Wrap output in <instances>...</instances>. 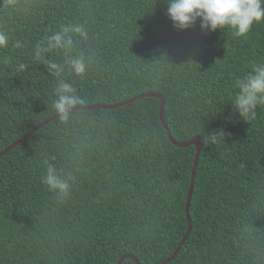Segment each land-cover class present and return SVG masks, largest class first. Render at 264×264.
I'll list each match as a JSON object with an SVG mask.
<instances>
[{"label": "trees", "instance_id": "1", "mask_svg": "<svg viewBox=\"0 0 264 264\" xmlns=\"http://www.w3.org/2000/svg\"><path fill=\"white\" fill-rule=\"evenodd\" d=\"M168 7L169 0H17L13 9L0 0V30L9 36L0 49V151L56 114L58 79L76 89V106L161 93L177 141L225 132L220 143L203 144L192 229L166 264H264V107L247 121L231 99L235 80L264 62V24L247 38L204 30L199 19L179 29ZM69 25L89 34L70 50L89 62L83 77L60 50L34 58L37 41ZM47 60L65 66L58 79ZM160 102L71 110L67 122L53 119L0 157V264H117L126 253L160 264L172 255L187 230L196 146L169 140ZM47 165L68 179V197L41 183Z\"/></svg>", "mask_w": 264, "mask_h": 264}, {"label": "clouds", "instance_id": "2", "mask_svg": "<svg viewBox=\"0 0 264 264\" xmlns=\"http://www.w3.org/2000/svg\"><path fill=\"white\" fill-rule=\"evenodd\" d=\"M2 3L7 8L14 9L17 6V0H2ZM168 16L179 29H187L199 19L204 30L227 29L233 38H247L255 25L264 24V0H169ZM88 35L83 25L62 26L59 31L37 41L33 50L34 58L40 60L49 52L60 50L64 53L65 64L71 72L83 77L88 71L89 62L82 54L70 55V50L74 48L75 42L88 39ZM8 44L7 32L0 30V49L8 48ZM14 46L20 48L22 44L17 41ZM26 67L21 63L17 66V71L22 72ZM46 67L49 74L57 79L65 71L63 64L50 60L46 61ZM54 93L53 109L61 122H67L73 107L83 103V100L71 83L59 79ZM231 99L235 111L244 120L255 119L257 109L264 107V62H253L249 71L235 80ZM224 137L223 130L213 131L203 137V142L205 146L214 145ZM41 183L60 198H66L70 194L71 184L68 179L62 178L52 165H47L42 173Z\"/></svg>", "mask_w": 264, "mask_h": 264}, {"label": "water", "instance_id": "3", "mask_svg": "<svg viewBox=\"0 0 264 264\" xmlns=\"http://www.w3.org/2000/svg\"><path fill=\"white\" fill-rule=\"evenodd\" d=\"M155 97L160 99V108H159V117L161 119V122L163 124V127L166 131V134L169 138V140L179 146V147H188L190 145H195L196 146V152H195V157H194V163H193V169H192V173H191V177H190V184H189V188H188V193H187V198H186V204H185V212H186V218H187V230L184 233L181 241L178 243L177 247L175 248V250L173 251L172 255L170 257H168L165 261H163L160 264H166L170 261H172L176 255L178 254V252L180 251L182 245L184 244V242L186 241V239L188 238L191 229H192V224H191V218H190V202H191V198L193 195V189H194V182H195V175H196V167H197V162H198V158L200 156L202 147H203V138L201 136H194L189 140L186 141H177L171 134L170 129L165 121V116H164V109H165V98L161 93H157V92H146V93H141L138 95H135L127 100L121 101L119 103H115V104H91V105H79V106H74L72 110L75 109H95V108H116L131 102H134L140 98L143 97ZM59 117L58 114L56 113L55 115L47 118L46 120L42 121L41 123H39L36 127H34L31 131H29L28 133H26L25 135H23L21 138H19L18 140L14 141L13 143H11L8 147H6L5 149H3L2 151H0V157L5 154L6 152H8L10 149H12L15 145L19 144L21 141L25 140L27 137H29L30 135H32L36 130H38L39 128H41L42 126H44L45 124H47L48 122L52 121L53 119ZM127 257H131L136 264H141V262L138 260V258L133 254V253H126L124 255H122V257L119 259L117 264H122V262L124 261V259H126Z\"/></svg>", "mask_w": 264, "mask_h": 264}]
</instances>
